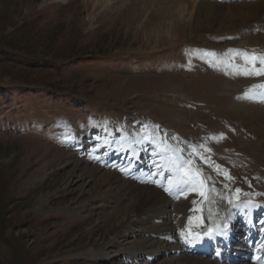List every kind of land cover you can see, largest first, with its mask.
Segmentation results:
<instances>
[{
    "label": "rangeland",
    "instance_id": "rangeland-1",
    "mask_svg": "<svg viewBox=\"0 0 264 264\" xmlns=\"http://www.w3.org/2000/svg\"><path fill=\"white\" fill-rule=\"evenodd\" d=\"M180 3L0 0V264H164L141 251L161 241L154 225L171 227L178 199L165 191L175 180L166 161L174 155L191 154L206 178L207 200L180 196L197 202L184 226L225 190L229 215L247 202L264 207V135L242 114L264 103L245 97L264 77L219 62L234 50L264 53V25L199 29L191 2L183 13ZM125 181L157 186L170 201L165 214L115 229L112 212L130 202L126 190L116 195Z\"/></svg>",
    "mask_w": 264,
    "mask_h": 264
},
{
    "label": "bare ground",
    "instance_id": "bare-ground-1",
    "mask_svg": "<svg viewBox=\"0 0 264 264\" xmlns=\"http://www.w3.org/2000/svg\"><path fill=\"white\" fill-rule=\"evenodd\" d=\"M183 2L185 4H187V2H191L193 9H196L197 23L195 26L199 29H215L230 23H237L239 25L245 24L246 21L248 22L252 18L257 20L259 23L258 25H264V3L261 5V3L257 2V0H248V2L245 3L234 2L225 4L205 2L200 0H183ZM184 3H180V7H177L178 12L183 13L186 10ZM203 21L206 22V27L204 25L202 26ZM242 114L245 115L243 118L245 122H247L250 126L258 127L259 129H257L263 132L264 135V103L258 107L252 106L248 109H245L243 110ZM88 170L90 175L97 173L96 168ZM83 171H87V168H84L82 173H84ZM100 177L103 181L107 182L108 185L111 184L112 186V183L115 182V180L112 179V175L106 171H103ZM115 187L117 188V196L121 195L119 193L124 194L123 190H126V194L128 193L130 197V202L128 205H125L123 208H116L112 212V214H114L116 217V220H114L116 221L115 229H121L126 225H130L131 222L136 220L140 221L141 214L146 212L154 214L155 217H159L160 215L162 216L165 214L166 204L170 203L168 200L169 198L159 193L160 189H156L157 186L153 189H141L139 185H129V183L125 181V183L116 185ZM218 188L221 187L218 186ZM131 194L133 195L131 196ZM227 194V190L216 194V196L212 198V204L214 205V208L206 206L203 207L200 212V217H202L204 221L203 225H200L199 227L194 225L192 227L193 232H202L206 231L208 226H215L219 221L224 220L227 222L226 225L228 226L226 230L223 229L221 232H217L211 238L205 235H201L199 239L195 237L185 238L182 236L181 231L184 230L188 225H183L181 216L186 214L194 205L189 200L179 198L175 202V207L171 213V227L164 228L163 221H161L160 225H154V227L149 230L150 234L161 239V241H153L150 244H147V247H144L141 252H144L146 255H148L149 259L156 260L160 257L163 258L164 264H264V233L262 234L263 229H260V227L264 225V208L246 207L243 211L235 209V211L229 215L228 210L231 207L227 206L226 203L228 196ZM233 196L236 197V195ZM125 199H127V197ZM209 210H211L212 219L208 218L210 215ZM219 211L225 212L223 215H220ZM250 215L254 216L252 221L250 219ZM245 218H247V220L243 222V219ZM145 219L148 221L152 220L153 216L147 215L144 220ZM257 220L259 221L258 225L256 224ZM239 233H242L241 235L245 233V237H237ZM219 234H225L226 236H220ZM222 238L226 240V242L230 245V248L234 249L231 254L232 259L235 256L244 260L246 259L247 262L243 260H240V262L236 260H230L229 256H226V258H221L223 253L228 252L225 250L227 249L226 243H222L220 245L221 247L219 246V254L215 258V261L206 259L205 257L209 254L213 247H218L216 244ZM254 239H259L256 244L253 241ZM189 240L191 242H188ZM183 250L190 251L192 254L202 253V257H187ZM115 253L118 254L117 252ZM74 255L78 256L80 253H76ZM169 256L170 258L167 259ZM92 257L96 259L102 258L101 254H96L95 252H92Z\"/></svg>",
    "mask_w": 264,
    "mask_h": 264
},
{
    "label": "snow or ice",
    "instance_id": "snow-or-ice-1",
    "mask_svg": "<svg viewBox=\"0 0 264 264\" xmlns=\"http://www.w3.org/2000/svg\"><path fill=\"white\" fill-rule=\"evenodd\" d=\"M239 58L240 63H236V58ZM220 63H223L225 68L229 69L231 74L234 75H243L246 77L256 76L264 77V53H256L255 51H241L234 50L230 51L229 56L226 59L220 60ZM245 97L249 100L264 102V83L254 84L251 86L248 92L245 93ZM203 147V146H201ZM196 156H198L205 163H211L210 158L204 157L202 153L198 150L193 149ZM206 151H211V149H206ZM166 163L170 165V170L175 174V180L169 181V187L165 188V191L169 194L176 193L175 198L179 199L181 195L187 196L188 191L198 192L201 197L205 200L208 199L206 195V178L203 177V172L201 169H198L194 166L195 161L192 158L191 154L188 159H184L180 156L170 157ZM218 167V166H217ZM227 175V174H225ZM228 179H233L231 176L227 177ZM187 190V191H186ZM208 191H214V188L208 189ZM237 195L236 200H239L240 189L235 190ZM203 203V201H201ZM230 204H233L234 207H239L238 204H234L233 200H229ZM197 202L193 201V205H196ZM251 206L259 207L252 202ZM191 211L198 212L199 208L194 207ZM210 215L209 219H212L211 210H209ZM204 221L200 216H189L188 217V226L181 231V235L185 238L195 237L199 239L201 235L208 236L211 238L218 231H221L220 226L217 224L215 226H208L206 231L202 232H193L192 227L195 225L199 227L203 225ZM227 225H224V229H227ZM188 242H191L190 240Z\"/></svg>",
    "mask_w": 264,
    "mask_h": 264
}]
</instances>
